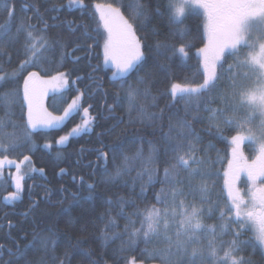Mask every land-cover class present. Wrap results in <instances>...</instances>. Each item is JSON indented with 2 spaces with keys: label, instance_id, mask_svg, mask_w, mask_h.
Segmentation results:
<instances>
[{
  "label": "trees",
  "instance_id": "1",
  "mask_svg": "<svg viewBox=\"0 0 264 264\" xmlns=\"http://www.w3.org/2000/svg\"><path fill=\"white\" fill-rule=\"evenodd\" d=\"M7 2L15 8L11 18L5 10ZM96 3L120 6L136 29L145 59L140 71L130 79L113 78L114 69L104 63V39L96 35L100 24ZM174 3V0H84L87 8L84 11L69 7V0H0V26L10 28L8 35L0 39V68L3 69L0 75L20 68L26 58L27 31H32L33 38L39 40L36 47L41 48H36V53L48 49L47 57L41 58V67L47 70V76L63 72L68 79L65 89L54 93L46 104L51 105L61 97L66 104L76 100L79 106L61 127L34 131L31 143L6 153L17 158L28 155L35 170L24 174L23 191L18 200L4 201L16 190L12 180H0V264H130L133 260L136 264H162L161 255L149 256L145 252V249L160 253L167 250L170 245L162 235L147 244L143 238L133 244L130 234L137 229L143 231L144 217L153 208L163 212L166 205L158 202V196L160 201L171 204L174 192H188L186 183L173 179L175 173L171 167L175 154L169 145L179 142L180 132L187 135V129L180 128L178 121H187L192 133L200 137L194 155L199 159L207 158L209 163L202 166L207 169L218 155L223 159L230 152V145L218 137L223 135L230 140L239 131L234 125L221 124L222 133L218 132L217 122L210 120L213 114L210 110L219 114L224 109L225 117L237 120H245L249 112L246 106L234 110L226 107L221 97L235 104L242 90L234 89L230 79H222L211 94H192L187 102L179 96L171 97L173 83L192 87L203 82L202 67L197 70L196 48L203 46L200 38L204 19L197 11H189L177 22ZM137 5L143 7L144 14L138 9L132 14ZM21 23L26 31L10 40L9 37L17 36ZM98 31L104 36L102 24ZM182 43L195 45L188 58L178 52L173 55L170 50V46L178 49ZM232 63L229 59L225 69ZM238 71L243 76L245 69ZM24 75L20 72L19 76H10L0 83V126L7 132L11 130V119L17 131L25 124L19 106L9 104L6 98L12 87H16L17 80L21 87ZM249 79L239 83L248 89ZM83 108L89 109L91 131L69 137L73 128L84 127ZM7 136L6 133L0 135V142ZM61 136H68L63 145L56 143ZM190 142L191 138L183 141L185 147ZM45 144L52 147L45 148ZM114 147L119 149L115 162L109 151ZM153 148L155 152L150 159ZM243 149L249 156L254 153L250 144ZM138 151L140 156H137ZM100 152L108 153L107 174L114 177L108 183L102 180L105 164L97 159ZM125 157L129 158L128 168L115 176L116 168L123 165ZM166 168L169 170L167 181ZM39 169H43V174ZM183 177L181 172L178 179ZM194 183L198 186L199 180ZM88 184L93 187L89 189ZM141 187L145 189L144 195H141ZM180 200L201 206L198 194L196 199L191 195L177 196L176 202ZM203 207L205 213L201 222L217 231L215 236L201 233L194 246L207 252L209 241H213L222 256L233 234L239 232L234 256L242 258L246 264H264V250L253 230L246 225L238 228L232 224L230 233L221 234L219 214L209 217L208 205ZM171 250L176 251L174 247ZM210 260L208 257L207 261Z\"/></svg>",
  "mask_w": 264,
  "mask_h": 264
},
{
  "label": "snow or ice",
  "instance_id": "2",
  "mask_svg": "<svg viewBox=\"0 0 264 264\" xmlns=\"http://www.w3.org/2000/svg\"><path fill=\"white\" fill-rule=\"evenodd\" d=\"M69 7H75L87 11L84 6V0H69ZM99 14V22L102 24L106 36H101L98 31L100 24L97 25L96 35L104 39L103 53L104 63L109 62L114 66L115 72L112 73L113 78L127 77L131 78L132 74L138 73L143 66L145 59L142 51L141 41L137 38L136 29L129 19L125 17L120 6H114L109 3L107 5L96 3L94 5ZM196 7L202 10L205 18L203 24V32L201 35L202 47H197V61L199 71L202 67L203 82L196 87L183 86L180 83L171 85V97L187 102L192 98V94H211L222 79H230L232 87L235 89L240 87L242 90L237 94L235 104H230L227 97L224 99L226 107L234 110L237 107L246 106L249 111L259 112L264 116V0H186L184 7L178 10L176 19H180L186 13V8ZM139 10L140 14H144L142 6L137 5L136 9H132L135 15ZM5 10L8 17L11 18L15 13L14 5L10 2L5 3ZM158 11V9H157ZM71 23V22H70ZM45 27L47 23L45 22ZM10 28L7 25L0 26V39L7 36ZM26 31L24 24L17 28V36L9 37L14 40L22 32ZM184 34L181 33L183 38ZM89 39L92 37L89 36ZM206 39V42H205ZM161 45H157L160 48ZM190 43H182L178 49L173 45L170 50L173 55L178 52L184 58L189 57ZM259 49L257 53L256 49ZM31 53V56L29 55ZM36 54V44L34 42L32 31H27V40L25 42L26 58L20 64V68L12 73L0 75V81L6 80L9 76H19L20 72L27 71V76L23 78L22 89L17 80L16 87L6 94L9 104H17L20 108L21 115H26V122L20 126L19 132H13L0 142V174H2L5 163L15 166L16 176L14 177L15 192L10 193L6 200H18L23 191L22 180L24 174L21 165L30 160L28 155L23 156V161L19 163L16 160L8 158L7 152L16 151L19 147L31 143L32 133L37 128L54 129L57 125L64 123L74 109H78L76 100L64 110L63 115L53 116L44 106V98L49 90L56 91L68 84V79L63 72L50 79H43L41 72L47 73L45 68L34 61L31 57ZM232 59L233 63L225 64ZM36 67L37 71H28L29 68ZM244 68L243 76L240 75L239 69ZM237 70V71H234ZM0 71H3L0 68ZM250 76L256 77V86L245 89L239 83L242 79H248ZM22 91V95H21ZM131 95V92H130ZM219 96L220 94L217 93ZM26 107V113H25ZM91 107V105H89ZM210 120L217 122V131L222 133L220 125H234L239 129L236 135L229 140L221 135L219 139L224 140L230 145V152L223 159L219 155L216 161L211 162L207 169L202 166L208 164L207 158H196V144L199 143L200 137L195 136L191 131V126L187 121L179 120L180 128L187 129V135L184 132L179 133L176 144H170L172 153L175 154V163L172 169L175 173L173 179H177L178 183L185 184L188 188L187 194L184 191L174 192L171 204L168 201H160L166 205L163 212L153 208L144 217L142 229H137L130 234V240L133 244L137 239L143 238L145 244L152 239L161 235L164 240L169 243L170 247L163 253L145 252L149 255H161L162 264H246L242 258H237L234 253L237 251L239 244V232L234 233L233 240L226 246L223 255H220L213 241H209L207 252L202 247L194 246L198 244L201 233H210L216 235V228L206 226L201 222V216L205 213L204 204L208 205L207 215L211 217L214 213L219 214L220 233L231 232V225L236 224L238 228L251 223L257 232L256 239L261 245H264V120L258 126H253L254 122L251 117L245 120H237L235 118L228 119L224 115V109L217 114L214 110ZM84 119L82 121L84 127L79 125L73 128L72 135H77L82 131H91L92 120L88 118L89 109L83 108ZM92 119H95L93 117ZM191 138V142L185 147L184 140ZM167 139V137H166ZM68 141V136H61L56 142L63 145ZM245 141L257 144L258 150L254 153L250 160L245 156L243 145ZM23 142V144H21ZM45 148H51V144H45ZM211 147V145L209 146ZM118 148H111L112 160L115 162ZM183 151L185 154L180 155ZM155 149H151L149 158L151 159ZM141 152H137L140 156ZM105 164V174L102 177L104 183H108L114 177L107 174L108 153L100 152L97 156ZM135 159V157H133ZM129 158H124L122 166H118L115 176L121 175L122 170L128 168ZM216 164L220 167L217 168ZM35 170V169H33ZM63 172V169H61ZM43 174V169H39ZM184 173L183 179H178L180 173ZM165 180H169V170L165 169ZM244 177V183L248 186L247 191L243 194L237 184ZM152 176H149L151 182ZM199 180V185H195V181ZM89 189L92 184L87 185ZM145 189L141 187V195H144ZM199 195L201 206L195 204H185L183 200L176 202L177 196L191 195L196 199ZM212 197H215L213 200ZM91 198V197H89ZM111 204V201H108ZM146 225V227H145ZM174 236V239H173ZM47 243V239L45 240ZM54 243V242H53ZM175 248V252L171 249ZM210 257L211 260L207 261ZM130 264H136L133 260Z\"/></svg>",
  "mask_w": 264,
  "mask_h": 264
},
{
  "label": "rangeland",
  "instance_id": "3",
  "mask_svg": "<svg viewBox=\"0 0 264 264\" xmlns=\"http://www.w3.org/2000/svg\"><path fill=\"white\" fill-rule=\"evenodd\" d=\"M175 1V3H174V5H173V8H174V19L178 22V21H181V19L189 12V11H197L198 13H200L202 16H203V14H202V10L201 9H199V8H196V7H188V8H186V13H185V15L184 16H182L180 19H176V16L179 14L178 13V10L180 9V8H182V7H184L185 6V4H186V0H174ZM99 4H103V5H107V4H105V3H99ZM122 11V10H121ZM125 15V14H124ZM126 17V16H125ZM127 18V17H126ZM203 19H204V22H205V18H204V16H203ZM131 23V22H130ZM102 29H103V26H102ZM103 33H104V36H106V33L104 32V29H103ZM138 38V37H137ZM34 42H35V44H37L38 42H39V40L38 39H34ZM141 47H142V45H141ZM37 48V47H36ZM38 50H39V48H37ZM43 49V48H42ZM143 51V50H142ZM256 51H257V53L259 52V49L257 48L256 49ZM56 52H57V50H56ZM43 53H44V57H47V54H48V49H44V51H43ZM43 53H38L37 55H36V58H34L33 60L34 61H36L38 64H40V65H42V60H41V58H42V56H43ZM110 68H113L114 69V71H116L115 70V68H114V66L109 62L108 64H107ZM42 68H44V67H42ZM35 71H37V70H35ZM41 76H42V78L43 79H50V77L51 76H47V74L45 73V72H41ZM10 77V76H9ZM203 78V77H202ZM249 79V78H248ZM3 81H0V83H2ZM256 86V77L255 76H250V79H249V82L247 83V85H246V88L248 87V89H250V88H253V87H255ZM192 87H196L195 85H192ZM64 89H65V86H64ZM60 90H61V88H58L56 91H52V90H49L48 91V93H47V95L45 96V98H44V101H43V103H44V106H46V102H50V99L52 98V95L54 94V93H60ZM62 99H58V100H55L54 101V104L55 105H58V106H55V107H57V108H55L56 110H58V111H60V112H58V113H52V115L53 116H61V115H63V113H64V110L68 107V106H66V107H62ZM8 108V110L10 111L11 110V108H10V106H8L7 107ZM73 112H74V110H73ZM72 112V113H73ZM26 113V112H25ZM71 113V114H72ZM70 114V115H71ZM248 115H250L251 116V118L254 120V124H255V126H258L259 124H260V122L262 121V120H264V116H261V114L259 113V112H256V113H253V112H248ZM25 116V115H24ZM246 119H248V118H246ZM0 120H2V119H0ZM13 119H11V121L9 122V124H11L9 127H10V131L9 132H7L8 130H5L4 128H1V126H0V135H3V134H7V135H10V134H12L13 132H18L17 130H16V124H14L13 122ZM66 122V121H65ZM64 122V123H65ZM64 123H62V124H59V125H57L56 126V128L57 127H60L61 125H63ZM1 125V124H0ZM5 125H7V124H5ZM38 129H43V130H49V129H46V128H37L36 130H38ZM35 130V131H36ZM69 136H72V133L69 135ZM245 143H251V144H253L254 145V148H255V152L258 150V145L257 144H255L254 142H249V141H245ZM244 143V144H245ZM243 147V146H242ZM244 154H245V156H247L250 160L253 158V155L250 157L246 152H244ZM0 158H2V157H0ZM8 158L9 159H12V160H16L18 163L20 162V161H23V157L22 158H17V157H10V156H8ZM21 170H22V173L23 174H26V173H28V172H30V171H32L33 170V166L31 165V163H30V160L29 161H27V162H24L22 165H21ZM16 176V169H15V166L14 165H12V166H10V165H8L7 163H5V165H4V167H3V170H2V174H0V180H2V179H5V180H12L13 181V188L16 190V188H15V185H14V177ZM244 177H241V181L237 184V187L238 188H240L241 189V193L243 194L245 191H247V185L244 183ZM246 226H248L251 230H253V232L255 233V235H256V237H257V232H256V230H255V228L251 225V223H249V224H247ZM260 243V242H259ZM261 245V244H260ZM262 246V248H263V250H264V245H261Z\"/></svg>",
  "mask_w": 264,
  "mask_h": 264
},
{
  "label": "bare ground",
  "instance_id": "4",
  "mask_svg": "<svg viewBox=\"0 0 264 264\" xmlns=\"http://www.w3.org/2000/svg\"><path fill=\"white\" fill-rule=\"evenodd\" d=\"M11 86H13V85H11ZM12 88H14V87H12ZM12 88H9V89L11 90Z\"/></svg>",
  "mask_w": 264,
  "mask_h": 264
},
{
  "label": "water",
  "instance_id": "5",
  "mask_svg": "<svg viewBox=\"0 0 264 264\" xmlns=\"http://www.w3.org/2000/svg\"><path fill=\"white\" fill-rule=\"evenodd\" d=\"M4 201H8V200L4 199Z\"/></svg>",
  "mask_w": 264,
  "mask_h": 264
}]
</instances>
